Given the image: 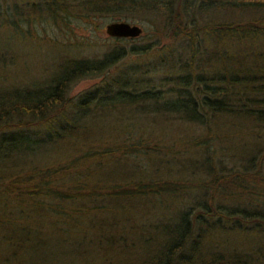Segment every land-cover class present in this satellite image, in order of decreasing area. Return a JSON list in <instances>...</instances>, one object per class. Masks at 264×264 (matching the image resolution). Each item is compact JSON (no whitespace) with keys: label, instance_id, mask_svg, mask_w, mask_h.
I'll list each match as a JSON object with an SVG mask.
<instances>
[{"label":"trees","instance_id":"1","mask_svg":"<svg viewBox=\"0 0 264 264\" xmlns=\"http://www.w3.org/2000/svg\"><path fill=\"white\" fill-rule=\"evenodd\" d=\"M25 1L10 17L0 7L13 35L36 19L151 18L149 44L173 42L94 50L59 60L44 84L0 91V264H128L136 245L140 264H264V0ZM205 6L246 17L186 21ZM131 55L168 73L136 62L109 74ZM114 110L133 116L110 128ZM155 122L192 129L165 150L184 178L150 168L164 162L143 129ZM238 127L250 143H220Z\"/></svg>","mask_w":264,"mask_h":264},{"label":"rangeland","instance_id":"2","mask_svg":"<svg viewBox=\"0 0 264 264\" xmlns=\"http://www.w3.org/2000/svg\"><path fill=\"white\" fill-rule=\"evenodd\" d=\"M35 4L39 2H44L48 0H29ZM67 4H80L82 6L83 0H65ZM87 1V0H85ZM25 0H0V7H2V12L10 17L14 10L18 8L25 9ZM14 5V6H13ZM225 5V4H224ZM214 9L207 8V10H202L204 12H194V14L189 13L185 18L189 22L188 18L191 17L194 23L204 24V23H225L233 19H244L246 16L241 13L231 12L225 6L218 7ZM204 8V9H205ZM22 9V10H23ZM24 11V10H23ZM194 16V17H192ZM148 17V16H147ZM37 20V19H36ZM32 21L29 24L30 30L26 37L22 35H13L8 31L6 25L0 26V91L10 88L12 86H30L34 84H44L51 75L53 69L56 68V64L59 60L72 57H81L89 56L93 57L95 52L100 50H109L117 49L120 44L125 46H142L146 43L149 44L150 32L154 27L158 25L154 24L153 19L149 20H132L126 19L125 22L130 24H136L141 27V30L144 29L145 35L141 33L139 37L132 39H126L124 41H116L114 38L108 37L104 33V25L111 21H124V20H113L108 17H99L92 19H72L70 18L64 24L58 22L57 25H53L48 21ZM22 27L26 28L27 25L22 23ZM26 33V31H25ZM153 40V39H152ZM168 41V40H167ZM164 39L159 41L158 45H150L151 48L154 46L158 48L161 44H164ZM88 42V43H87ZM154 42V40H153ZM172 43L173 41H168ZM128 48V47H126ZM134 48V47H133ZM134 50H136L134 48ZM98 53H96V56ZM151 55H154L151 53ZM139 58L137 56H128L123 59L120 63L117 64L116 69L111 70L109 73L111 76L118 74L121 70L128 68L130 65H134L136 62H140L141 68L146 73L148 71V76L155 79L162 78L164 74L168 73V67L163 63L159 64L155 60V56L148 57L145 60L137 61ZM157 66L160 73L153 72V67ZM99 82V78L91 79H81L71 85L69 91L70 96H75L80 93H83L86 90L92 89ZM134 109V108H132ZM100 110V109H97ZM145 110V109H143ZM135 111V110H134ZM103 113H109L108 110H102ZM110 116L103 119V122L106 126L114 128L112 122H115L118 125V120L116 117L118 115L123 118L133 116L128 110L118 111L114 110L111 112ZM136 113V112H135ZM136 116V115H134ZM170 124V123H169ZM147 127L144 131H149L151 142L147 143L150 148H154L156 155L163 157L164 162L158 163L157 168L151 166L153 170H157L159 174L165 175L166 172H171L169 174L172 177L170 179L174 180L175 178H184L183 175H178L179 171L174 169V163L171 161L168 154L165 153L166 147L172 145L182 146L179 142H175L178 139H186V137L191 134L188 127L174 125H166L161 122H155L154 125L147 124ZM103 133L107 134V129L103 130ZM220 143L224 142V145H232V143L242 142L250 143V132L246 131L245 128H231L227 129V132L219 133ZM264 139V137H263ZM225 140V141H224ZM231 148H228L230 150ZM160 151V152H157ZM54 156V155H53ZM193 166L200 167L199 162L201 161L196 155L192 157ZM142 160V164H145ZM169 166V167H168ZM249 241L254 243V239ZM236 243L246 244V238L236 239ZM139 246L136 245V248L130 256L126 257L125 263L128 264H140L142 257L138 256ZM122 261L120 262V264Z\"/></svg>","mask_w":264,"mask_h":264},{"label":"water","instance_id":"3","mask_svg":"<svg viewBox=\"0 0 264 264\" xmlns=\"http://www.w3.org/2000/svg\"><path fill=\"white\" fill-rule=\"evenodd\" d=\"M104 33L111 38H135L141 33V27L125 21H111L104 25Z\"/></svg>","mask_w":264,"mask_h":264}]
</instances>
